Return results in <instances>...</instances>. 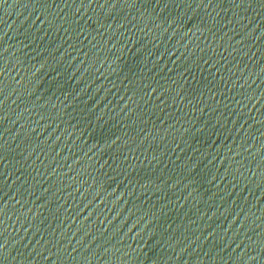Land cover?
Instances as JSON below:
<instances>
[{
    "label": "water",
    "instance_id": "95a60500",
    "mask_svg": "<svg viewBox=\"0 0 264 264\" xmlns=\"http://www.w3.org/2000/svg\"><path fill=\"white\" fill-rule=\"evenodd\" d=\"M264 136V0H0V214Z\"/></svg>",
    "mask_w": 264,
    "mask_h": 264
}]
</instances>
